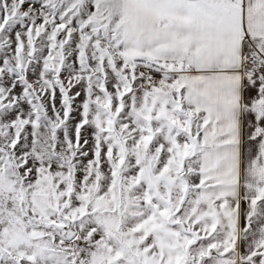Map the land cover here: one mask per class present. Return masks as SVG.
<instances>
[{
    "label": "snow or ice",
    "instance_id": "6c2138e0",
    "mask_svg": "<svg viewBox=\"0 0 264 264\" xmlns=\"http://www.w3.org/2000/svg\"><path fill=\"white\" fill-rule=\"evenodd\" d=\"M0 264H264V0H0Z\"/></svg>",
    "mask_w": 264,
    "mask_h": 264
}]
</instances>
